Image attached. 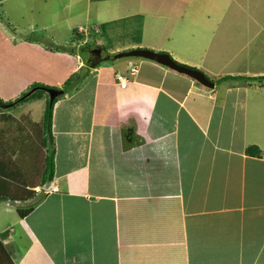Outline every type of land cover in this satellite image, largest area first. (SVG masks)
<instances>
[{"label": "crops", "instance_id": "crops-1", "mask_svg": "<svg viewBox=\"0 0 264 264\" xmlns=\"http://www.w3.org/2000/svg\"><path fill=\"white\" fill-rule=\"evenodd\" d=\"M0 13L24 40L11 48L2 18L0 47H22L35 73L0 99L75 76L53 108V179L28 189L40 198L0 238L6 264H264V87L219 81L264 76V0H0ZM94 35L122 43L101 59L163 53L214 87L148 60L90 65ZM42 118L26 135L41 148Z\"/></svg>", "mask_w": 264, "mask_h": 264}, {"label": "rangeland", "instance_id": "rangeland-1", "mask_svg": "<svg viewBox=\"0 0 264 264\" xmlns=\"http://www.w3.org/2000/svg\"><path fill=\"white\" fill-rule=\"evenodd\" d=\"M0 17L4 18V15L0 13ZM5 22L7 31V37H13L14 41L9 42L11 48L13 46L20 45L21 35H19L16 27L10 23L8 19ZM4 24V25H5ZM83 27V26H81ZM15 28V29H14ZM27 38L26 40L38 39L43 42L46 46H49V40L46 38L47 33L45 32H36L30 34V32H24ZM71 36V34H69ZM74 36V35H73ZM98 35H94L86 38L87 45L83 46L81 49V53H83V58L85 60L91 61L90 51L95 49H106L107 51L115 46H121L122 43L116 44L113 42H108V45L99 44L100 37ZM132 38V37H130ZM24 41V40H23ZM94 41L96 44H94ZM62 47L71 48L70 44L61 45ZM76 46V45H75ZM100 46V47H99ZM62 47H54V48H62ZM98 47V48H97ZM9 48V51L4 47H0V63L3 68H7L8 71L12 72L15 76L13 82L8 78L11 75L9 73H4L3 77H0V88L3 87L4 90H12L15 88L21 80L24 79V75L26 77L33 76L35 73L27 74L24 72V69L21 68L23 64L21 58L19 57V51L22 47L19 48ZM103 49V52H105ZM100 50V51H101ZM132 50H143V49H130ZM115 52V51H112ZM128 52L123 49H118V53ZM106 53V52H105ZM114 53L110 55L111 57L118 54ZM102 58L105 57V54L102 53ZM129 59V58H128ZM142 59L134 58L133 61H141ZM95 62V61H92ZM89 63V62H88ZM102 64H112V62H102ZM12 65H19L12 66ZM129 77V75H128ZM75 81V79H74ZM73 81V82H74ZM72 82V83H73ZM70 84V86L72 85ZM13 87H10V86ZM69 86V87H70ZM41 89L35 88L30 89L27 94H31L34 91ZM38 96L45 99L47 102L49 101L48 95L45 92H39ZM19 97V96H18ZM17 98V97H16ZM14 98V99H16ZM12 99V100H14ZM2 100V99H1ZM41 100V99H39ZM50 102V101H49ZM43 103L38 100L28 101L25 104H18L9 109H4L0 107V195L7 198L9 201L15 199L14 201H22L26 200L28 196L33 195L28 192V189L40 183L43 169H44V147H40L41 137H26L28 135V130H36L38 127V123L40 121V117L42 116V112H44ZM27 115V116H26ZM26 116V117H25ZM31 124L29 125L28 124ZM32 128V129H30ZM30 135V134H29ZM43 145V144H42ZM42 152V153H41ZM32 192H35L34 190ZM40 193V192H39ZM39 193H36L34 197L30 200H27L25 203H11L7 202L4 204H0V238L2 240L8 239L9 242L13 240L11 229L16 231L18 228L15 226L18 215L14 205H19L22 211H26L28 206L25 205L32 201ZM16 203V202H15ZM23 205V206H22ZM7 240V241H8ZM5 252L0 244V264H6Z\"/></svg>", "mask_w": 264, "mask_h": 264}, {"label": "trees", "instance_id": "trees-1", "mask_svg": "<svg viewBox=\"0 0 264 264\" xmlns=\"http://www.w3.org/2000/svg\"><path fill=\"white\" fill-rule=\"evenodd\" d=\"M0 19L2 20L1 17H0ZM5 22H6V20H5ZM88 62L90 65H94V64L97 65L96 62H92L89 60H88ZM74 78H75V76L70 77L63 84L61 89H56V90H62L65 92L68 89V87L70 86V84L73 82ZM207 80L212 82L209 79H207ZM224 80L244 81L248 84H250V82H255L258 85V87H264V76H262V77H235V78L227 77V78L221 79L219 81H224ZM219 81H217V82H219ZM35 88H41V89H38L31 94H27V92H29L30 89H35ZM46 89H49V88L44 87L42 85H38V84L32 85L27 91L21 93V95H19V97H17L14 100L3 101L0 99V107L4 108V109H9V108L16 106L18 104H23V103L25 104L28 101L39 100V99H41V97L38 96V93L39 92H45L44 90H46ZM57 100H58V98L54 99L51 102H49V101L47 102L45 100V108H44L43 118H42V128H43V132H44L43 146H44V151H45L44 169H43V173L41 176V185L42 186L51 182L53 179V174H54V148H53V138H52V134H51V127H52L53 108H54V105L57 102ZM245 152L249 156L258 157V158L263 157L261 151L257 147H248ZM30 193H32L33 195L28 196V198L26 200H22V201H14L15 199L9 201L4 196L0 195V203H2V202H11L14 204L22 203V202L25 203L27 200L32 199L34 197V195H36V193L32 192V191H30ZM30 212H31V207H28L26 209V211H22L21 209H18L17 215L20 219H23ZM5 257H6V254H5ZM6 259L8 260L7 257H6Z\"/></svg>", "mask_w": 264, "mask_h": 264}, {"label": "water", "instance_id": "water-1", "mask_svg": "<svg viewBox=\"0 0 264 264\" xmlns=\"http://www.w3.org/2000/svg\"><path fill=\"white\" fill-rule=\"evenodd\" d=\"M90 54H91L90 60L95 61L96 63H99L101 61H107L110 59V56H106L104 59H101L99 49L92 50ZM123 58H137V59H142V60H148L158 65H161L163 67H166L178 74L185 75L203 87H206L208 89H212L214 87V83L208 81L202 73L194 69H190V68L178 65L167 54L157 53V52L143 49V50H132L128 52H122V53H118L112 56V59L114 60H119ZM44 91L48 94L50 102L63 94L62 90H56V89H46ZM40 196H41V193H39V195H37L32 201H30L27 204L28 205L34 204L40 198Z\"/></svg>", "mask_w": 264, "mask_h": 264}, {"label": "built area", "instance_id": "built-area-1", "mask_svg": "<svg viewBox=\"0 0 264 264\" xmlns=\"http://www.w3.org/2000/svg\"><path fill=\"white\" fill-rule=\"evenodd\" d=\"M135 73H136V69H133L129 73V76H133ZM115 79H116V85H118L120 88H125L129 81V77L119 74L115 76Z\"/></svg>", "mask_w": 264, "mask_h": 264}]
</instances>
